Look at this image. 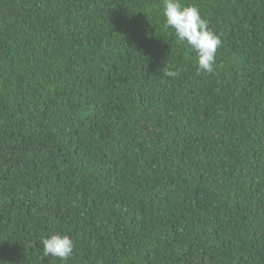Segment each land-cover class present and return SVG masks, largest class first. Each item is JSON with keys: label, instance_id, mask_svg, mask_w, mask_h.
<instances>
[{"label": "trees", "instance_id": "16d2710c", "mask_svg": "<svg viewBox=\"0 0 264 264\" xmlns=\"http://www.w3.org/2000/svg\"><path fill=\"white\" fill-rule=\"evenodd\" d=\"M182 2L212 73L163 0H0L4 264H264V0Z\"/></svg>", "mask_w": 264, "mask_h": 264}, {"label": "clouds", "instance_id": "9594fccd", "mask_svg": "<svg viewBox=\"0 0 264 264\" xmlns=\"http://www.w3.org/2000/svg\"><path fill=\"white\" fill-rule=\"evenodd\" d=\"M163 27L174 30L179 41L187 43L197 54L198 71L212 73L217 49L222 41L208 22L202 18L199 9L192 4H184L182 0H163ZM169 77H177L176 71L165 73ZM45 255L69 259L74 251V241L66 234H50L41 241ZM0 264H4L0 261Z\"/></svg>", "mask_w": 264, "mask_h": 264}]
</instances>
